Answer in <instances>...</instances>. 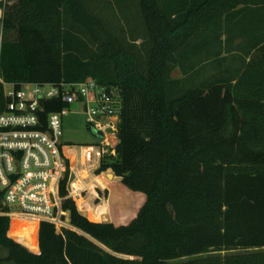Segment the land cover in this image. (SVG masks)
<instances>
[{"label": "trees", "instance_id": "obj_1", "mask_svg": "<svg viewBox=\"0 0 264 264\" xmlns=\"http://www.w3.org/2000/svg\"><path fill=\"white\" fill-rule=\"evenodd\" d=\"M3 8L6 83L93 79L122 101L117 155L95 172L121 179L110 187L112 222L90 221L97 216L81 215L74 199L63 209L77 231L0 217L6 261L264 264V30L255 23L264 0H5ZM239 39L249 61L232 55Z\"/></svg>", "mask_w": 264, "mask_h": 264}, {"label": "built area", "instance_id": "obj_2", "mask_svg": "<svg viewBox=\"0 0 264 264\" xmlns=\"http://www.w3.org/2000/svg\"><path fill=\"white\" fill-rule=\"evenodd\" d=\"M3 42L1 26L0 217L49 223L59 234L64 230L77 231L63 203L74 199L77 205V199L81 198L82 209L92 213L88 197H93L92 201L106 197L108 189L101 187L104 185L100 178H106L107 171L98 175L95 172L104 159L117 155L122 113L120 93L93 79L20 86L6 83L1 70ZM49 102H63L70 109L81 110L88 129L99 137L98 144L64 143L63 112L67 109L47 113ZM64 182L66 196L62 195Z\"/></svg>", "mask_w": 264, "mask_h": 264}, {"label": "rangeland", "instance_id": "obj_3", "mask_svg": "<svg viewBox=\"0 0 264 264\" xmlns=\"http://www.w3.org/2000/svg\"><path fill=\"white\" fill-rule=\"evenodd\" d=\"M113 10V9H112ZM112 10L107 9V10H102L104 17L109 16V21L114 24L113 27L117 28L116 23L117 19H115L113 17V13ZM120 19V18H118ZM121 20V19H120ZM122 21V20H121ZM126 24V23H125ZM138 34H139V30H138ZM132 39V36H128V40ZM143 43V37L141 36V38L136 42V45H142ZM91 49H95L94 46L91 45ZM174 78H179L181 77L179 71H176L173 75ZM62 139L63 142L68 144V145H75V146H84V145H97L99 142V137L97 135H95L94 133H92L87 126L86 123V116L84 115V113L81 110H77L75 108H72L70 110H66L63 112V129H62ZM112 173L114 175V173L112 171H107L105 174H109ZM115 176V175H114ZM114 181H109L106 182L105 178L102 177L101 181L104 185L101 186L103 189H107L105 191L106 193V197H100V199H98L93 208H92V213H95V215L97 217H95V219H90L87 217V212H85L82 209V202L83 200L81 198L77 199V209L80 213H82L85 217H87L90 221L92 222H102V223H111V219L109 217V192H110V187L112 185L113 182H119L121 181V179L114 177ZM89 202L92 201V199H94L93 197H88ZM85 205V204H84ZM86 213V214H85ZM8 256V252L0 247V264H14L12 262H8L6 261V258Z\"/></svg>", "mask_w": 264, "mask_h": 264}, {"label": "crops", "instance_id": "obj_4", "mask_svg": "<svg viewBox=\"0 0 264 264\" xmlns=\"http://www.w3.org/2000/svg\"><path fill=\"white\" fill-rule=\"evenodd\" d=\"M4 3H5V0H0V24H1L2 19H3V16H4V8H3ZM255 23H257L256 24L257 27H259L260 24H263V30H264V19L261 22L260 21H255ZM224 24H225V22H224ZM259 29L260 30H257L254 33L253 32L251 33V44H253L254 42L258 41L261 38L262 35H261V32H259V31H261V28H259ZM223 40H225V36H223ZM241 44H242V39H239V40L236 41V43L234 44V46L236 47V50H234L232 52V55L235 56V55H240L241 54L242 55V58H244V59L246 58L247 61H249L250 59L247 58L248 57L247 54L245 55V54H242L241 52L238 51V47ZM248 50H249V48H248ZM248 50H246V51H248ZM224 55H226V54H224Z\"/></svg>", "mask_w": 264, "mask_h": 264}]
</instances>
